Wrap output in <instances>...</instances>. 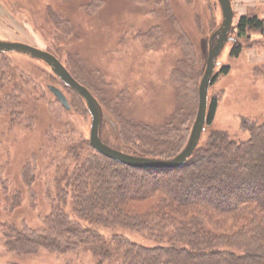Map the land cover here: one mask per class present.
I'll use <instances>...</instances> for the list:
<instances>
[{"label": "trees", "instance_id": "obj_1", "mask_svg": "<svg viewBox=\"0 0 264 264\" xmlns=\"http://www.w3.org/2000/svg\"><path fill=\"white\" fill-rule=\"evenodd\" d=\"M60 1L64 4L66 0ZM183 1L175 0V3L186 7ZM188 1L192 4L197 0ZM91 2L82 9L89 10L93 6L96 14L106 0ZM155 2L160 11H164L165 18H173V31H182L173 0ZM205 2L206 7L203 4L202 8H196L195 21L191 20L193 31L202 26L200 21L203 29L204 25L207 28L208 24L216 23L217 0ZM194 4L187 9L195 8ZM61 8L58 13L51 4H44V11L56 31L59 26L66 28L67 37L71 39L67 29L70 23L62 21L65 10ZM235 31L237 39L242 42L234 44L230 55L239 58L244 51L243 42L249 41L252 34L264 38V19L257 15H243ZM152 32L155 37L150 35L148 39L160 42L162 28ZM182 43L186 46L187 58L178 66L194 71V56L200 51L188 32L181 37ZM55 56L62 61L61 53L57 52ZM182 71L185 70L177 68L173 74L179 85L181 103L167 124L133 123L112 110L121 127L122 142L102 139L103 142L139 157L161 160L176 157L187 144L194 115L192 107L189 113V104L193 103L191 87L186 80L184 82ZM230 72V66L222 67L212 85ZM14 73L10 66H0L2 83L7 80L16 84ZM189 79H194L193 72ZM75 94V99L80 102L81 98ZM11 95L7 96L4 108L0 110V132L6 122L9 126L33 130L32 127L37 125L34 123L36 117L31 116L30 120L33 114L26 115L23 110L17 112L20 102L26 100L18 102ZM220 98L214 96L210 101L206 126L208 137L201 139L185 166L174 170H151L133 168L99 154L84 136L73 139L62 156L57 145L68 138L52 129L60 121L63 108L55 110L47 106L49 110L45 112L44 107L49 101L42 93L41 98H37L42 106L38 126L44 142L34 151L25 153L29 158L20 170V197L12 199L18 204L9 210V217L0 222L3 249L18 256H35L43 252L65 257L86 252L91 254L93 264H264V123L243 117L241 129L249 136L245 141L235 140L228 132L213 128ZM33 159L35 162H30ZM29 172L32 178L26 181ZM37 176L42 180H37ZM40 181L44 192L37 193L35 183L41 186ZM4 202L5 211H8L7 199ZM46 204L50 212L42 220ZM24 206L28 207L30 221V210L34 211L33 218L42 220V228L17 227L25 217L23 212L27 209ZM126 233L140 236L142 242L132 241Z\"/></svg>", "mask_w": 264, "mask_h": 264}, {"label": "rangeland", "instance_id": "obj_2", "mask_svg": "<svg viewBox=\"0 0 264 264\" xmlns=\"http://www.w3.org/2000/svg\"><path fill=\"white\" fill-rule=\"evenodd\" d=\"M55 1L0 0V40L26 43L54 53L53 55L61 53L64 61H60L66 63L64 66L67 70L72 76L77 77L82 85L89 86L91 90L85 87L100 103L103 113L101 139L112 143L122 142L121 127L113 112L117 111L126 120L138 124L163 126L169 122L181 103L179 85L173 74L177 68H182L185 70L182 71L184 82L185 80L188 82V86L191 87L190 95L193 97V103L189 104L194 114L190 124L191 134L198 111L199 85L206 68L209 42L223 20L220 6L217 9L215 24H208L207 28L204 25L203 29V23L200 21L202 26L196 27L193 31L191 20L195 21L196 8L199 6L202 8L203 4L204 8L206 7L205 0L192 1V4L185 0L183 3L185 2L186 7L177 5L173 0L174 5H177L176 18L183 28L182 31L174 32L171 28L173 18H165L164 11H160L155 0L149 1L148 4L128 0H106L105 5L96 14L93 6L89 10L82 9L92 3L91 0H66L64 4L60 0ZM230 1L234 13L233 26L229 32L228 42L217 59L214 77L224 66H230L231 72L211 85L209 103L214 96L221 97L213 128L228 132L235 140L245 141L249 136L241 129L243 117L264 123V38L252 34L249 41L243 42L245 47L239 58L231 57L230 53L237 41L242 42L237 39L235 31L239 18L248 14L264 19L262 18L264 4L259 0ZM46 3L51 4L53 9L59 11L58 13L60 6H63L61 10H65V16L62 21H69L70 24L66 25L72 35L71 39L67 37L66 28L59 26V31H56L53 23L49 21L44 11ZM240 3L249 5L243 6ZM193 4L196 7H190L188 10L187 7ZM206 18L209 22L207 13ZM160 27L163 32L161 41L149 40L150 35L154 36L152 31L155 32ZM185 31L191 35L200 51V54L197 55L196 52L194 56V60L196 59L194 63L196 67L193 65L192 68L194 71L178 66L179 62L187 58L186 46L184 43L181 44V37ZM0 66H10L15 71L14 75L18 81L16 84L8 83L7 80L2 83L0 79V110L4 108L7 96L12 94L15 101L26 100L22 101V104L20 102L17 112L22 113L23 110L26 115L33 114L29 119L36 117L34 123L37 124L32 127L33 130L16 125L9 126L7 122L2 125L0 132V222H2L9 217V210L18 204V201L12 199L20 197V170L29 158L25 153L34 151V148L37 149L44 142L38 126L42 118L38 119L42 106L38 104L37 98L40 99L43 93L44 98L49 101L44 107L45 112L49 108L55 110L63 108L60 112V121L54 124L52 129L58 135L66 134L68 138L57 145L62 156L73 139L84 136L89 142L91 116L85 102L82 99L80 102L77 101L74 97L75 92L65 86L45 63L17 53H0ZM192 72L193 80L189 79ZM50 85L58 87L67 96L71 106L67 113L49 91ZM189 111L191 113V108ZM31 122L33 125V121ZM51 122L54 123L52 118ZM208 132L209 129L206 127L202 135L203 140L208 137ZM30 162L34 163L35 160ZM40 177L37 176L36 179L42 180ZM31 178L32 173L29 172L24 180L30 181ZM40 183L41 186L38 182L35 183L37 193L44 192L42 181ZM5 198L9 204L6 207L8 211H5ZM26 209L27 211L23 212L25 217L22 218L24 222L19 221L17 227L42 228L43 216L50 212L49 205H45L40 221L33 218V210H30L32 213L30 221L28 207ZM126 234L132 241L142 242L140 236ZM0 264H93V260L91 254L86 252L79 256L71 254L65 257L43 252L35 256H18L6 252L0 241Z\"/></svg>", "mask_w": 264, "mask_h": 264}, {"label": "water", "instance_id": "obj_3", "mask_svg": "<svg viewBox=\"0 0 264 264\" xmlns=\"http://www.w3.org/2000/svg\"><path fill=\"white\" fill-rule=\"evenodd\" d=\"M222 12V24L213 33L209 42V53L206 68L199 85L198 111L193 124L191 134L186 147L176 157L169 160L139 157L116 150L101 139V126L103 120L102 108L95 96L82 84H80L67 70L64 64L48 51L21 42H6L0 40V53H17L31 59L45 63L52 72L71 90H73L86 104L91 116V129L89 134L90 146L99 154L118 163L138 168L151 170H174L185 166L188 159L197 149L202 135L207 126V112L209 106V90L213 83L217 59L228 42L229 32L233 26L234 13L230 0H217ZM49 91L66 109L71 106L67 96L61 89L50 85Z\"/></svg>", "mask_w": 264, "mask_h": 264}, {"label": "crops", "instance_id": "obj_4", "mask_svg": "<svg viewBox=\"0 0 264 264\" xmlns=\"http://www.w3.org/2000/svg\"><path fill=\"white\" fill-rule=\"evenodd\" d=\"M255 2V1H254ZM253 2V3H254ZM259 2H261L262 4H264V0H259ZM241 5L245 6V5H249V4H245V3H240ZM246 8V7H245ZM262 18H264V14L262 16ZM259 55V54H258Z\"/></svg>", "mask_w": 264, "mask_h": 264}]
</instances>
